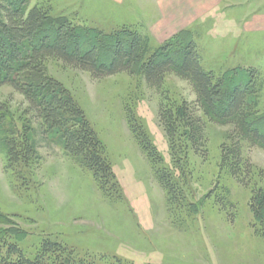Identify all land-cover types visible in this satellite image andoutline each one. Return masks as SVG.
Wrapping results in <instances>:
<instances>
[{"label": "rangeland", "instance_id": "rangeland-1", "mask_svg": "<svg viewBox=\"0 0 264 264\" xmlns=\"http://www.w3.org/2000/svg\"><path fill=\"white\" fill-rule=\"evenodd\" d=\"M155 1L119 5L110 0H31L29 8L51 3L54 16L104 33L134 27L150 38L154 49L178 33H188L206 69L221 76L239 67L255 68L264 80V24L254 22L264 15V0H198L195 10L192 4L177 9L169 4V13L183 8L195 18L172 34L155 29L160 13ZM102 55L109 58L110 50L103 49ZM45 70L71 91L105 143L122 198H105L92 172L56 141L35 134L40 161L20 167H8L0 145V243L16 244L30 259L49 238L96 264H264V236L252 227L251 188L220 167L230 125L204 116L207 154L189 149L178 164L159 121L162 91L148 86L142 75L123 72L96 79L58 59H49ZM163 91L178 103L196 101L191 84L174 73L166 76ZM0 101L9 108L5 129L22 128L28 118L24 95L4 86ZM258 109L264 116V84ZM129 112L161 155L162 167L180 183L182 205L158 180L130 128ZM243 153L255 170H264L263 148L243 142ZM218 196H226L225 207Z\"/></svg>", "mask_w": 264, "mask_h": 264}, {"label": "trees", "instance_id": "trees-1", "mask_svg": "<svg viewBox=\"0 0 264 264\" xmlns=\"http://www.w3.org/2000/svg\"><path fill=\"white\" fill-rule=\"evenodd\" d=\"M31 0H0V89L11 86L24 95L28 106L22 128L5 129L9 108L0 101V145L6 150L8 167L40 161L35 134L47 142H58L93 178L103 196L115 202L122 198L119 182L84 109L60 81L45 70L49 59L87 71L101 79L119 73L137 72L148 86L162 91L159 121L174 161L182 163L189 149L207 154L206 121L230 125L233 130L221 146V169L251 188L249 208L255 233L264 236V170H255L243 153V142L264 149V116L259 95L264 80L255 68H236L217 75L202 64L197 43L188 33H178L158 48L134 27L121 26L110 33L78 25L64 16H54L52 4L34 5ZM110 50L109 58L102 55ZM187 80L196 101L178 103L163 91L167 75ZM130 128L147 154L156 176L171 199L182 205L185 196L147 132L132 112ZM209 196V195H208ZM218 202L225 207L224 196ZM5 250V251H4ZM0 264H96L76 255L65 243L45 239L34 259L26 257L14 243H0Z\"/></svg>", "mask_w": 264, "mask_h": 264}, {"label": "crops", "instance_id": "crops-1", "mask_svg": "<svg viewBox=\"0 0 264 264\" xmlns=\"http://www.w3.org/2000/svg\"><path fill=\"white\" fill-rule=\"evenodd\" d=\"M110 1L114 2L115 4L121 5L126 0ZM155 3L156 6L159 5L160 8L159 18L154 22L155 29L161 33L172 34L189 25V23L195 18H193L194 14H192V16L190 17L187 14V11L185 12L183 8L178 9L175 14L173 12L169 13V4H172L173 6L176 5V9L180 5H183L185 3L192 4L194 5L195 10V6L196 3H198V0H156ZM254 22H256L257 26L260 24H264V15L257 16Z\"/></svg>", "mask_w": 264, "mask_h": 264}]
</instances>
